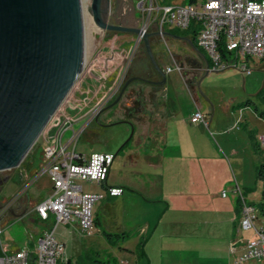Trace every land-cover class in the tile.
<instances>
[{"label":"rangeland","instance_id":"374dc122","mask_svg":"<svg viewBox=\"0 0 264 264\" xmlns=\"http://www.w3.org/2000/svg\"><path fill=\"white\" fill-rule=\"evenodd\" d=\"M157 1L161 5H187L186 0ZM81 2L87 45L85 65L71 93L57 112L55 118L51 120L47 132L48 145L54 147L56 138L61 134L65 120H70L75 124V131L71 130L64 135L65 144L73 137L74 132L80 131L87 124V131L78 140L77 150L83 151L87 155H91L94 152H109L117 156L110 174L109 184L111 187L126 188L127 192H134V187L140 185L141 180V177L135 172H140V170L132 168L130 162L124 165L123 156L138 152L142 145L140 135L139 132H135V128L131 123L117 122L136 120L134 119L136 118L134 108H138L139 112L142 113L144 107L139 106L137 101L128 100L125 93L121 101L109 113V116L104 115L101 117L99 115L101 117L100 121L104 124H117L103 125L105 126L103 127L102 123L96 122L99 116L95 118V121H91V117L89 118L92 111L97 109L98 104L93 99L90 100L87 90L97 86H104L109 90L110 87L116 84L108 98L109 101L111 100V103L109 102L106 105V108H108L110 104L116 101V97L120 95L122 89L130 79L140 74L145 77H148L150 74L152 77L154 75V67L148 58L144 43L139 41L140 39L137 34L101 30L95 24L91 11L93 0H81ZM138 2L139 0H109L107 23L113 26L122 25L127 28L142 29L145 24L151 21L149 30H151V33L156 34L157 29L156 25H154L155 15L151 16V19L148 21V14L143 16L138 10ZM150 43L155 58L162 55L170 59L171 54L180 53L184 55L186 51L185 48H178L177 45H172L166 39V36L153 35ZM250 62L251 74L244 73L240 69H229L223 72H211L208 74L205 72L201 73L196 80L195 92L202 104L210 108L212 113L213 111L215 113V126H212L207 131V134L217 144L218 149H223L224 157L229 160V163H232L234 169L235 165L232 162L231 150L236 149L242 153L243 188L253 192L257 190L256 194L251 198L254 201H259L261 185L257 181V166L261 160L260 157H257L258 164L254 163V153L258 154V152H256L251 143L249 128L256 127V121H254L256 120L255 116H257L255 112L256 107L259 111H264V101L260 97V92L264 89V61L255 59ZM164 63H167L166 60ZM181 64L185 65V71L190 74L184 57H181ZM143 68L146 69V72H142ZM166 85L168 89L170 88V90H166L165 92L166 102L174 101L177 104L175 109L178 116L181 120L187 122L190 111L195 103L190 91L186 89L183 77L177 72L167 75ZM135 88L142 92V94L147 93V86L144 82L141 84L135 82ZM248 99L254 101L251 107L243 111V115L249 119V126H246L241 121L239 125L240 129L235 130L233 126L241 116L240 111L245 107ZM107 116L109 117L108 120H106ZM43 135L44 133L18 168L0 173L1 202L10 201L19 195L21 191L29 189L31 201L33 205H37L48 194L50 182L46 175H42L45 163H41L43 161L42 151L38 153V149L43 141ZM224 136L229 140L227 144H224L222 141ZM205 148L207 152L204 155L207 157L209 151H211V147L206 146ZM35 160H39L40 163L33 168L32 165ZM176 163L178 166L181 164L186 165L188 164V160L185 159L182 162L177 161ZM189 163L191 165L194 164V162L190 161ZM240 168H242L241 165ZM8 178L10 180H6ZM84 187L87 192L96 189L91 184H85ZM99 190L103 191L101 187H99ZM225 191L227 193L228 189ZM189 204L201 209L205 215H210L211 210L222 205L219 203L213 205L206 201L202 204L194 201ZM95 207L96 210L93 211L94 215L97 213L99 204ZM149 208L156 210L152 215L158 216L157 219L163 216L164 205L157 204ZM178 210H180L178 206H172V213ZM138 212L139 206L136 200H130L124 206L120 201L118 203H106L99 207V217L102 222L100 230L118 233V229L121 230L122 226H126V223H130V226L132 225L133 219L136 218ZM148 218H150V215ZM263 225V218L258 217V228H263ZM28 228L23 222L10 223L5 227L2 236L4 246L8 247L11 251L20 250L31 239L32 233ZM114 240L110 241L104 233L100 234L99 230L95 228L89 236H84L78 232L75 233L73 240L67 243L66 255L67 257H72L73 262L78 264H136L134 256L136 255L137 258L139 254L135 251L128 252L124 250L122 244ZM205 242V247L210 252L205 254L204 264H212L209 263V261H213L214 255L210 249L212 244L210 241Z\"/></svg>","mask_w":264,"mask_h":264},{"label":"crops","instance_id":"0c3cea01","mask_svg":"<svg viewBox=\"0 0 264 264\" xmlns=\"http://www.w3.org/2000/svg\"><path fill=\"white\" fill-rule=\"evenodd\" d=\"M153 35L156 34L154 33ZM197 35L198 33L195 27H192L188 31H180L172 27H167L165 30L166 39L169 40L172 45H177L178 48H185V54H171L170 59L165 56L164 58L162 55L156 56V62L158 61L157 64L165 72L167 68H174L176 64L183 67V74L180 75L183 77L186 83V89L190 91L195 103L190 111L187 122L181 120L178 116L175 109L177 104L174 101L166 102L165 92L166 90H170L166 85L167 80L163 87L146 83V94H142V92L136 90L134 83L139 82V84H141L142 82L135 81L130 84L125 92L128 100L137 101L139 106L144 107L142 113L139 112L138 108H134L136 113V118L134 119L136 120L117 122L126 124L131 123L135 128V132H139L142 145L135 154L123 156V161L124 165L130 162L132 168L140 170V172H135L141 177L140 185L134 187V192H127L128 190L123 188L124 194L118 198H112L107 194V187H111L109 184L110 174L117 156H115V161L110 169L106 184L96 185L88 182H79L84 192L105 195V198L97 203L99 207L106 203H118V201L124 206L130 200H136L139 206V212L136 218L133 219L132 225L130 226V223H126V226H122L121 230L118 229L119 234L135 230L140 231L141 237H143L145 241L143 245H141L140 237H135L124 243L122 247L128 252L140 251V255H138L137 258L136 255L134 256L136 264H204L205 254L210 252V250L205 247V241H210L212 244L210 249L214 254L212 258L213 261H209V263L235 264L236 258L243 255L245 252V243L255 237L254 231H243L239 228L241 221V197L235 194V191L240 189L245 195V200L250 204H256L260 201H254L251 198L256 194L257 190L253 192L243 188L242 153L236 149L231 150L232 162L235 165L234 169L232 163H229V160L224 157L223 149H218L217 144L207 134V131H209L212 126H215V113L214 111L212 113L210 108L202 104L196 95L195 89L196 80L201 73H209L208 68L211 64L207 55L197 45ZM181 57L185 58L187 69L190 74L185 71V65L181 64ZM163 59L164 61L166 60L167 63H164ZM154 72V75L151 77L153 80L151 79L149 81L159 82L161 77L155 69ZM115 85L110 87L109 90L104 86H97L87 90L90 100L93 99L94 102H97V109L102 107L98 116H109V113H111L113 108L118 104L114 105L120 95L116 97L114 103L110 104V107L106 108V105L111 101H109L108 98L113 92ZM97 109L92 111L89 118ZM197 110H200L207 116L210 124L209 130L202 124L191 123V115ZM240 112L241 116L239 119H241L242 123L246 126H249V119L243 115V110ZM108 116L106 120H108ZM101 117L99 116L97 120L94 119V121L96 120V122H98ZM255 117L256 120L254 121H256V127L249 128V133L253 147L255 148V144H257L261 148V156L254 153V163L256 162V164H258L257 157H260V160L264 159V142L261 141V139L264 138V119L260 118L258 115ZM68 123H71V126L67 127ZM111 124H104L102 122L101 125L107 126ZM49 125L43 132V141L38 149V153L42 151L43 154V161L41 163H44V149L51 147L48 145L47 141ZM74 128L75 124L73 122L70 120L64 121L60 134V136L62 135L63 143V137L66 132L71 130L75 131ZM57 139L58 138H56V143ZM222 141L224 144H227L229 140L224 136ZM206 146L211 147V151H209L207 157L204 155V153L207 152L205 151ZM77 152L86 157L90 156V154L87 155L83 151L77 150ZM185 159L188 160V164H181L178 166L176 162H182V160ZM189 161L194 162V164L191 165ZM38 163H40V161L35 160L32 167L35 168ZM240 165L242 168H240ZM43 174L48 177L45 173V166L43 168L42 175ZM6 180L10 179L8 178ZM49 182L50 189L44 199L49 197L52 192L53 186L50 179ZM85 184L94 185L96 189L87 192L84 187ZM99 187H101L104 192L100 191ZM227 189V197H223V193L226 192L225 190ZM1 192L2 189L0 188V196ZM26 196L30 203V210L27 213H22L20 204H18L17 201ZM193 201L200 204L206 201L213 205L216 203L222 205L211 210L210 215H205L201 209L189 204ZM157 204L165 206L164 213L162 214L163 216L158 219V216L152 215L156 210L149 208ZM173 205L176 207L178 206L180 210L172 213ZM35 206L36 205H33L29 196V189L21 191L19 195L10 201H0V229L3 230L1 238L5 231V227L10 223L17 221L20 223L23 222L29 227L28 229H30L32 236L30 241L21 249L28 247L30 250L34 251L38 240L48 228V224L42 222L33 212ZM99 207L97 208L96 215H94L95 220H98V222L95 223V229L99 230L100 234L104 232L111 233L106 230H100L102 222L99 217ZM10 209H14V211L8 214V210ZM94 210H96V207ZM149 215L150 218H148ZM78 232L80 233V230L76 225L63 226L58 230V237L67 246V243L72 241L75 233ZM86 235L89 236L90 234ZM233 243L236 247L235 252L232 251ZM4 248L9 252L17 251H11L6 246H4ZM66 258L69 262L73 263L72 257H67L66 255ZM245 264L262 263L251 260L247 261Z\"/></svg>","mask_w":264,"mask_h":264},{"label":"built area","instance_id":"2783aa9c","mask_svg":"<svg viewBox=\"0 0 264 264\" xmlns=\"http://www.w3.org/2000/svg\"><path fill=\"white\" fill-rule=\"evenodd\" d=\"M138 10L145 16L155 15L157 35L165 37L167 27L188 31L197 30V45L210 61L208 72H221L240 69L251 74L250 61H264V0H197L193 4H159L157 0H139ZM149 21L142 27L143 35L152 34ZM143 35L139 41L143 42ZM183 74V67L176 64L167 68ZM102 107L91 116L97 118ZM192 124L210 127L207 116L197 110L191 115ZM90 123V122H89ZM241 119L235 126L239 130ZM71 123L67 124V127ZM87 124L64 144L62 135L55 147L44 149L45 173L52 183L49 197L34 207L33 212L48 224L43 236L38 240L34 251L25 247L16 252L7 251L2 242L0 229V264H77L66 258V245L58 237V230L63 226H78L83 235L90 234L95 228L94 208L105 198L104 194L86 193L79 182L96 185L107 183L110 169L115 161L112 153L94 152L86 157L77 152V143L86 131ZM264 142V138L261 139ZM107 194L112 198L121 197L124 189L107 187ZM241 197L240 230L254 231L255 237L245 243V252L235 260V264L258 261L264 264V232L258 228L256 207L250 205L240 189L235 191ZM227 197V193H223ZM235 244L232 251L235 252Z\"/></svg>","mask_w":264,"mask_h":264},{"label":"water","instance_id":"95a60500","mask_svg":"<svg viewBox=\"0 0 264 264\" xmlns=\"http://www.w3.org/2000/svg\"><path fill=\"white\" fill-rule=\"evenodd\" d=\"M109 0H93L94 22L103 31L143 35L141 29L107 23ZM143 35L148 58L162 78L150 39ZM81 0H0V173L18 168L71 93L86 59Z\"/></svg>","mask_w":264,"mask_h":264},{"label":"trees","instance_id":"16d2710c","mask_svg":"<svg viewBox=\"0 0 264 264\" xmlns=\"http://www.w3.org/2000/svg\"><path fill=\"white\" fill-rule=\"evenodd\" d=\"M197 0H186V4H193L194 2H196ZM153 34V33H152ZM143 68L142 72H146V69ZM155 73V72H154ZM137 78H142L145 80H150L151 79V75L149 74V76L145 77L144 75L140 74L139 76H137ZM139 83V82H136ZM135 84V83H134ZM260 97L263 99L264 101V89L260 92ZM254 104V101L252 99H248L246 102L245 107L242 108V110H247L249 107H251V105ZM241 110V111H242ZM256 114L264 119V111H259V109L256 107L255 109ZM97 123H102L100 120H98ZM35 147V146H34ZM255 150L256 152H258V155L261 156V148L255 144ZM257 181L261 184L262 186V192H261V199L259 201V203L257 204H250L254 207H256L257 211H258V215L259 217L263 218L264 220V159L260 161L259 165L257 166ZM98 220H95V223H97ZM263 232H264V225H263ZM104 234L108 237V239L110 241H116V242H120L123 246L124 243H126L127 241L135 238V237H140V241H141V245H143L145 243L143 237H141L140 231L139 230H135V231H131V232H123V233H107L104 232ZM137 254L140 255V251H137ZM111 264V263H109Z\"/></svg>","mask_w":264,"mask_h":264},{"label":"flooded vegetation","instance_id":"af4514ba","mask_svg":"<svg viewBox=\"0 0 264 264\" xmlns=\"http://www.w3.org/2000/svg\"><path fill=\"white\" fill-rule=\"evenodd\" d=\"M161 81H162V78H160L159 82H161ZM17 203L20 204V207H21L20 209H21V212L22 213L29 212V210H30V203L28 201V197L27 196L24 197L23 199L21 198L19 201H17ZM8 211H9L8 214H11V213H13L14 209H10Z\"/></svg>","mask_w":264,"mask_h":264},{"label":"bare ground","instance_id":"6f19581e","mask_svg":"<svg viewBox=\"0 0 264 264\" xmlns=\"http://www.w3.org/2000/svg\"><path fill=\"white\" fill-rule=\"evenodd\" d=\"M257 214H258V211L256 210V219L259 217Z\"/></svg>","mask_w":264,"mask_h":264}]
</instances>
